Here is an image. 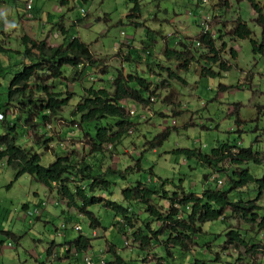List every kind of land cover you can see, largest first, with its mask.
I'll return each mask as SVG.
<instances>
[{"label":"rangeland","instance_id":"1","mask_svg":"<svg viewBox=\"0 0 264 264\" xmlns=\"http://www.w3.org/2000/svg\"><path fill=\"white\" fill-rule=\"evenodd\" d=\"M1 1L5 5H0V25L6 30V47L11 51L24 50L21 38L25 35L37 41L46 39L50 46L61 45L65 37L78 38L89 46L96 61L85 77L78 75L73 76L76 77L73 81H63L62 84L55 82L56 91L66 92L72 99L59 118L49 124L51 128L47 129V133L53 137L50 144L52 149L41 151L29 137L32 136L30 133L22 140L26 147H36L43 166L47 167L53 162L54 152L64 155L76 151L78 161L84 159L101 164V169H98L99 164H94L99 175L105 169L123 173L127 168H132L133 171L125 177L106 175V180L111 183V194L102 191L91 194L125 208L132 206L123 200L121 193L138 182L151 188H159L161 183L166 182L165 190L181 185L185 191L195 194L203 190L206 186L204 175L211 170L200 165L195 158L187 159L182 154L173 153L178 149H200L202 154H209L222 144L235 145L240 150L251 148L258 153L261 162H248L246 166L257 179L264 178V55H254L250 44V40L261 41L262 31L256 23L257 14L246 0H137L139 16L134 18H128L134 6L130 0H29L34 7L29 12L26 10L28 0ZM255 1L264 15V0ZM34 10L39 18H27L26 21L24 15L34 13ZM202 15L213 18L211 35L218 55L231 67L221 76L201 77L199 73L205 65L200 59L193 62L188 72L183 73L177 70L175 61L164 58L167 47L180 50L181 44L195 42L196 45ZM61 18L64 24L58 21ZM237 19L246 23L251 30L249 39L239 40L229 34ZM57 21L67 31L65 36L54 25ZM5 41L2 42L5 44ZM126 41L130 42L129 46H126ZM224 43L226 46L222 47ZM146 48H153V54L164 70L162 75L157 67H147L134 55V52H143ZM120 50L123 54L127 50L131 52L129 61L123 59ZM195 50L198 51L196 57L206 54L203 46ZM231 51L236 52L235 58L230 55ZM19 54H1L0 60L3 58V61L0 62L16 65L23 58ZM211 67L214 70L218 68L214 65ZM21 68L20 64L12 71L18 73ZM134 68L152 82L154 95H151V104L140 106L129 102L128 109L134 111L129 118L132 124L130 133L125 134L117 144L106 146L94 160L87 155V141L82 140L78 127L70 123L74 118L72 112L75 105L83 89H110L118 69L127 73ZM167 69L178 78L168 79ZM64 74L70 78L71 68L64 67ZM4 77L2 87L9 81V75L5 74ZM162 80H166L164 85H161ZM157 82L158 86L155 85ZM222 87L225 88L223 91L220 90ZM4 98L2 96L1 102ZM17 119V114L9 113L7 116L12 125ZM166 128L171 130L169 138L160 147L148 149L147 144ZM136 162H139L140 171H136ZM230 167L234 166L225 163L218 168L225 188L228 183L225 170ZM14 175L15 170L5 160L0 161V264H74V257L70 259L66 256V248L79 236L74 230L76 225L81 226L82 234L90 239L88 253L102 256L107 261L111 259L108 249L112 246L127 264H192L195 260L205 261L206 264H264V243H258L261 250L256 249L251 253L244 248L229 246L224 249L226 230H241L244 227L235 217L225 220L227 228L221 221L203 224V234L195 240V245L192 244V251L181 252L168 247L171 254L167 257L161 247L152 245L147 252L139 251L138 243H133V229L131 233L126 230L124 234L121 233L117 228L119 217L104 206L105 202L89 208L100 222L99 227L92 229L86 216L74 207H67L66 200L57 198L56 189L47 190L27 174L18 180H14ZM43 202L45 205L38 208L37 204ZM153 205L162 213L170 206L169 201L160 195H156ZM258 205L262 207L261 214L264 215V192ZM23 206L28 207L27 211H23ZM37 209L43 211L36 214ZM134 209L136 213L142 210L139 204H135ZM141 218L144 219L145 214L141 213ZM62 223L69 229L63 235H58L56 229ZM132 223L137 227L140 219L133 218ZM150 225L155 228L158 223L150 222ZM93 231L96 233L94 237L91 235ZM247 235L248 238H255L251 232H247ZM258 238L264 237L260 235ZM164 239L160 237V240ZM207 245L210 251H206ZM49 247L52 252L50 257L46 253ZM215 253H218L219 259L212 261Z\"/></svg>","mask_w":264,"mask_h":264},{"label":"trees","instance_id":"2","mask_svg":"<svg viewBox=\"0 0 264 264\" xmlns=\"http://www.w3.org/2000/svg\"><path fill=\"white\" fill-rule=\"evenodd\" d=\"M130 1L134 6L130 9L128 18H134L139 14L138 3L137 0ZM246 1L257 14L256 23L262 31L260 42L250 40L251 50L254 55H264V15L255 0ZM27 5L28 3L26 7ZM26 10L33 11L32 5L29 10L27 8ZM36 14L31 12L30 18ZM35 18H38L37 15ZM55 26L60 28L64 36L66 35L67 31L61 24H55ZM1 33L3 31H0V35ZM229 34L236 39L246 40L251 37L252 32L246 23L237 19ZM2 41L0 40V55L10 56L12 53L15 55L20 53L23 56L20 63L16 65L10 64L4 67L0 63V88H2L0 99L2 96L5 97L3 102L0 100V112L3 114V120H0V161L5 160L6 164L15 170L14 180L27 174L45 186L47 190L56 189L57 198L66 200L67 207H74L77 212L86 216L89 227L92 229L99 227L100 222L89 211V208L105 202L104 206L112 209L119 217L117 228L121 233L124 234L125 230L131 233L133 229V243H138V250L141 252H147L150 245L161 247L167 257L171 254L168 247L181 252L192 251V244L195 245V240L203 234V224L221 221L226 224L227 228L225 220L229 217L237 218L241 224H244V227L241 230L231 228L226 230L224 249L229 246L237 249L244 248L248 253L256 249L261 250L258 243H264V238L259 239L258 236L264 237V215L261 214L262 207L258 205V202L264 192V178L257 179L250 173L248 165L246 166L248 162L253 161L255 164L261 162V159L257 157L258 153H254L251 148L240 150L237 146L229 144L218 145L209 154H202L200 149L173 151V153L184 155L187 159L195 158L200 165L207 166L211 170L209 174L204 175L206 186L199 194L185 191L181 185L173 186L172 190H165L166 182L161 183L159 188H151L148 184L138 182L133 188H127L121 193L123 200L131 204V208L122 207L102 196H93L92 193L99 191L111 194L109 192L111 183L106 180V175L119 174L125 177L124 175L131 173L133 169L127 168L123 173L119 170L105 169L99 175L97 171L101 169V164L90 163L84 159L78 161L76 151L64 155L54 152L53 162L45 167L41 162V154L36 152V147H26L22 143V140L30 133L32 136L29 137L34 140V145L41 151L52 149L50 144L53 137L49 136L47 129L51 128L49 124L59 118L63 108L72 99L70 94L56 91L55 82L60 81L62 84L63 81L76 80L73 76L78 77L79 75L82 78L89 74V70L96 65L89 46L78 38L67 39V37L61 45L50 46L46 39L37 41L25 35L21 38L24 50L14 52L8 49ZM199 41L205 49V55L196 57L198 51L195 50L194 43L189 42L190 45L181 44L180 50L167 47L164 58L175 61L177 70L183 73L188 72L193 62L200 59V62L205 65L200 70L201 77L221 76V73L230 70L231 67L220 60L211 35H201ZM127 42L126 46H129L130 42ZM225 46L224 43L222 47ZM153 53V48H146L143 52H134V55L147 67L151 65L157 67L159 74L162 75L164 70ZM119 54H123L122 50ZM130 54L131 52L127 50L126 54H123V59L129 61ZM230 55L235 58L237 54L231 51ZM20 64L21 70L18 73L13 72L12 69ZM212 65L218 68L214 70ZM64 67L71 68L70 78L65 76ZM165 72H167L168 79L178 78L169 69ZM5 74L9 75V81L2 87L1 80L6 79ZM164 81L166 80H162L161 85H164ZM151 83L135 68L127 73L118 69L112 79L110 89L89 87L82 90L72 112L74 118L70 123L78 127L82 140L87 141L88 156L95 160L96 155L102 154L106 146L117 144L125 134L130 132L132 124L129 119L128 103L132 102L140 106L150 105L151 95H154ZM155 85L158 86V82ZM224 89L220 88L222 91ZM165 100L167 101V99L163 101ZM9 113L18 116L17 122L13 125L7 120ZM173 113L177 115L174 111ZM237 122L240 123L238 120ZM170 133L169 128L163 130L147 144L148 149L153 150L160 147L169 138ZM225 163L236 167L235 170L234 167L225 170V172L229 171V173L226 172L227 188L223 186L224 181L222 180L223 183L218 184L221 176L218 168L220 169ZM94 164H99L97 171L94 169ZM135 167L136 171L141 170L139 162L135 163ZM169 191H172V194H167ZM156 195L169 201L170 206L165 213L153 205ZM135 204L140 205L141 212H135ZM42 205L38 203L37 207L42 208ZM27 208L23 206L22 209L27 210ZM141 213L145 214L144 219L141 218ZM133 218L140 219L139 226L136 227L132 223ZM69 220L73 221L71 218ZM150 222L151 224L157 222V227L151 226ZM247 232L255 234V238H248ZM78 233L79 236L68 243L71 245L69 248L78 253L86 252L91 247L90 239L82 232ZM160 237L165 239L160 240ZM51 247L46 251L48 257L52 255ZM205 249L210 251V246H205ZM108 253L111 254V259L106 260V264H127L116 253L114 247L110 246ZM215 254L212 261L219 259L218 253ZM74 259V263L80 264L78 258L74 257ZM192 264L206 263L195 260Z\"/></svg>","mask_w":264,"mask_h":264},{"label":"built area","instance_id":"3","mask_svg":"<svg viewBox=\"0 0 264 264\" xmlns=\"http://www.w3.org/2000/svg\"><path fill=\"white\" fill-rule=\"evenodd\" d=\"M204 2H206V0H203ZM28 10L31 8V3L29 2L27 7ZM30 17V16H28ZM211 22H212V18L210 15H202L201 16V22H200V26H201V34L202 35H208L211 34L212 31V27H211ZM125 36V34L123 35ZM213 36V35H212ZM128 42L126 41L125 44H127ZM196 47H200L201 43L198 41L195 45ZM130 115H134V111L130 110L129 111ZM0 120H3V114L0 112ZM174 123V122H173ZM223 182L221 180H218V184L221 185ZM44 205V203H42ZM41 212V210L37 209L35 210L36 214H39ZM67 229V225L65 223H62L60 225V227L58 229H56L57 234L58 235H63L65 230ZM74 230L76 232L81 231V227L79 225L74 227ZM92 236H95V232L92 233ZM128 245V242H125ZM69 250V255L75 257L76 259H79L80 264H106V261L103 257L98 256V257H94L91 256L88 252H82V253H78L77 251H75L74 249H70V248H66V251Z\"/></svg>","mask_w":264,"mask_h":264},{"label":"crops","instance_id":"4","mask_svg":"<svg viewBox=\"0 0 264 264\" xmlns=\"http://www.w3.org/2000/svg\"><path fill=\"white\" fill-rule=\"evenodd\" d=\"M28 2H29V1H27V3H28ZM1 4H2V5H5V4H4V1H3V2L0 1V5H1ZM2 5H1V6H2ZM31 5H32V3H31ZM32 9H34L33 6H32ZM27 12H28V11H27ZM34 13L36 14L35 10H34ZM34 13H32V14H34ZM1 14H2V12H1ZM36 15H37V17L39 18L38 14H36ZM36 15H35V16H36ZM28 16H30V13H27L26 15H24V18L27 19ZM35 16H34V18H35ZM26 21H28V19H27ZM58 21H61V23L64 24V19H63V18L59 19ZM58 21H57L55 24L59 23ZM21 22H22V21H21ZM61 23H60V24H61ZM55 24H54V25H55ZM0 29L3 31V33H1V35H0V40L5 41V38L8 37L7 34L5 33L6 30H3L1 25H0ZM2 31H1V32H2ZM5 44H6V41H5ZM4 46H5V45H4ZM5 48H6V47H5ZM0 61H3V58H1ZM0 63H1V62H0ZM1 64L4 65V67H8V66L10 65L9 62H8V64H3V63H1ZM44 192H45V190H44ZM23 211H27V210H23ZM52 248H56V246L53 245ZM56 250H57V249H56ZM68 260H69V258H68ZM69 261H70V260H69ZM70 263H71V262H70ZM73 263H74V262H73ZM74 264H76V263H74Z\"/></svg>","mask_w":264,"mask_h":264},{"label":"clouds","instance_id":"5","mask_svg":"<svg viewBox=\"0 0 264 264\" xmlns=\"http://www.w3.org/2000/svg\"><path fill=\"white\" fill-rule=\"evenodd\" d=\"M30 2V1H29ZM28 2V3H29ZM28 18H30V17H28ZM212 18V17H211ZM213 19V18H212ZM202 34H201V32H200V36H201ZM208 35H211V34H208ZM214 35H215V33H214ZM199 36V37H200ZM199 37H198V41H199ZM215 37L216 36H214V39H215ZM211 39H213V36L211 35ZM200 42V41H199ZM194 43V45H195V42H193ZM201 43V42H200ZM201 46H202V43H201ZM196 47V46H195ZM196 48H198V47H196ZM130 111V110H129ZM130 115V114H129ZM130 133V132H129ZM214 178V177H213ZM44 195L46 196V194L44 193ZM44 203V202H43ZM45 205V204H44ZM43 206V205H42ZM77 226V225H76ZM75 227V226H74ZM81 227V226H80ZM67 229H69L68 227H67ZM66 229V230H67ZM79 232H82V229H81V231H79ZM93 232H95V231H93ZM92 232V233H93ZM92 235V234H91ZM95 236H96V233H95ZM92 237H94V236H92ZM8 246H10V244L8 245ZM67 248H69V247H67ZM67 252V251H66ZM86 252H88V250L86 251ZM66 256H68V257H70V259H72V256H69V254H67ZM94 256V255H93ZM94 257H98V256H94ZM102 257V256H101ZM104 258V257H103ZM105 259V258H104ZM105 261H106V259H105Z\"/></svg>","mask_w":264,"mask_h":264}]
</instances>
